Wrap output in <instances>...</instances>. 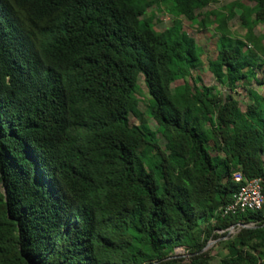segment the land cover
Returning a JSON list of instances; mask_svg holds the SVG:
<instances>
[{
    "label": "trees",
    "instance_id": "1",
    "mask_svg": "<svg viewBox=\"0 0 264 264\" xmlns=\"http://www.w3.org/2000/svg\"><path fill=\"white\" fill-rule=\"evenodd\" d=\"M247 1L0 0V264H264V207L219 213L237 171L264 186V0ZM155 4L175 18L162 32ZM181 17L215 26L209 71L228 94L195 76ZM238 224L254 228L228 235Z\"/></svg>",
    "mask_w": 264,
    "mask_h": 264
},
{
    "label": "rangeland",
    "instance_id": "2",
    "mask_svg": "<svg viewBox=\"0 0 264 264\" xmlns=\"http://www.w3.org/2000/svg\"><path fill=\"white\" fill-rule=\"evenodd\" d=\"M234 2H240L246 5H250V3L247 0H220L218 4L211 5L209 8H207L205 11H211L216 9H223L224 7L229 6L230 4ZM147 15L151 16L154 19L155 29L159 32H162L173 25L175 18L168 13L166 8L162 4H155L152 7H150L147 11ZM240 12H238L236 18L230 22V29L233 33V36L236 38L244 39L245 35L247 34L248 30L247 28L242 24V21L240 20ZM203 18L200 17L198 23H192L190 20L186 19L185 17H181L180 20L182 21L183 30L190 35V37L194 38L197 42V44L202 49V66L200 67V71H198L197 74L202 78L203 84L205 86H215L220 90L224 95L228 94V88L226 86H222L220 83H218L215 79V77L212 75V73L209 71V62L211 60L216 59L217 57V41H218V33L215 30V26H209L208 28L203 27L202 20ZM214 19V18H211ZM255 36L262 39V45L264 47V24H259L254 29ZM249 48H253L250 43H248ZM190 82H193V80L190 79ZM139 93L138 97L141 100L140 103V110L143 112L145 119L148 121L149 126L152 128V130L159 132L158 137L160 140V144L164 145L165 140L162 138V135L160 134V131L158 129L157 122L151 118L147 113V108L150 104V95L148 93V90L146 88V85L144 83L143 76L139 79ZM179 84H183V81H181ZM175 87V86H174ZM252 87L258 91L261 95L264 96V85H259L256 82H253ZM236 98L241 101L242 104H245L246 102H249L246 91L243 89H239ZM132 122L134 124H138L139 120L137 118H132ZM0 191H4L2 184L0 183ZM248 227L252 228L253 225H247ZM238 232V229H236L231 235H235ZM221 233V231H219ZM230 235V236H231ZM221 240L218 239H212L209 241L207 245L206 251H211L213 255H215V262L217 263L220 260V257L222 255H225L227 253V250L224 249V245L219 243ZM176 254L179 256L188 257V254L184 252L182 248L176 249ZM221 255V256H220ZM220 256V257H219Z\"/></svg>",
    "mask_w": 264,
    "mask_h": 264
},
{
    "label": "built area",
    "instance_id": "3",
    "mask_svg": "<svg viewBox=\"0 0 264 264\" xmlns=\"http://www.w3.org/2000/svg\"><path fill=\"white\" fill-rule=\"evenodd\" d=\"M234 180L241 184L240 191L234 196V200L221 208L219 213L222 217L236 215L248 211H260L264 207V186L261 178L247 179L242 172L237 171L234 174ZM245 224L234 225L229 229L228 235H231L236 229L238 231ZM247 226V225H245Z\"/></svg>",
    "mask_w": 264,
    "mask_h": 264
},
{
    "label": "water",
    "instance_id": "4",
    "mask_svg": "<svg viewBox=\"0 0 264 264\" xmlns=\"http://www.w3.org/2000/svg\"><path fill=\"white\" fill-rule=\"evenodd\" d=\"M243 228H250V227L244 225ZM252 228H254V227H252ZM206 250H207V247L204 249V251H206Z\"/></svg>",
    "mask_w": 264,
    "mask_h": 264
}]
</instances>
